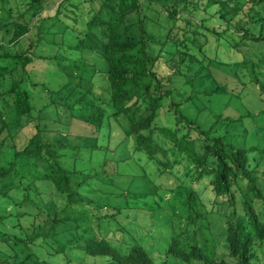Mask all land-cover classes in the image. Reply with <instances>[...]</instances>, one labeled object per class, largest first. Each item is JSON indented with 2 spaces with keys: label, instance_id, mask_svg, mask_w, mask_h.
Listing matches in <instances>:
<instances>
[{
  "label": "rangeland",
  "instance_id": "obj_1",
  "mask_svg": "<svg viewBox=\"0 0 264 264\" xmlns=\"http://www.w3.org/2000/svg\"><path fill=\"white\" fill-rule=\"evenodd\" d=\"M60 1L49 0L38 8L26 7L29 0H0V18L28 22L30 26L29 32L13 43L8 41L9 36L3 38L0 30V45L3 47L0 54L4 49L14 52L19 48H30L32 61L25 68L26 77L39 83L36 87L30 86L33 108L27 119L29 124L19 131L16 140L20 144L21 139L33 132L35 124H39L47 139L66 143L68 146L62 150L60 160L62 166L76 170L72 181L81 182L78 193L90 198L106 218H94L89 226L81 221H67L61 229H66V235L72 238L69 247L50 255L51 249L46 242L43 250L37 251L40 259L48 264H81L85 253L77 247L87 230L91 233L89 237L107 235L116 246L135 241L148 251L154 262L204 264L199 260L186 263L167 253L171 241L177 239L198 246L214 244L216 248L210 257L234 264L226 247L225 223L234 216V209L239 212L237 203L230 204L225 197L216 196L211 190L209 177L198 178L188 155L160 134L154 139L163 146V151L149 156L146 150L137 147L135 137L129 133L127 117L116 112L111 105L109 82L102 75L105 63L97 52L106 40L107 20L123 12L125 3L121 0ZM69 1L75 6L69 5ZM95 11L98 18L88 32L86 21ZM55 15L59 20L50 21ZM45 17L49 21H44ZM147 22L157 30L164 21L154 14ZM177 22L183 26L185 21L179 19ZM207 22L209 27L218 30L226 26L216 16ZM123 25L129 27L133 40L139 38L136 11L126 14ZM123 25L120 33H123ZM228 31L237 33L232 27ZM202 32L205 34L204 30ZM81 39L93 51L76 47ZM206 39L202 51H195L198 57L192 60L190 67H186L184 61L186 65H182L180 73L163 69L162 75L170 78L169 85L173 89L164 105L171 99L188 120L203 130L212 125L213 131L227 133V139L236 145L264 148V95L257 85L251 83L249 70L241 64L248 58L259 62L260 53L251 46L238 43L237 39L232 48L217 40L213 33ZM8 62L2 61L0 66ZM230 62H236L237 67ZM261 63V78L264 80V60ZM17 72L14 71L13 75L17 76ZM74 74L82 78L79 83ZM10 80V74L0 76V92L7 88ZM216 86L225 88L214 92ZM99 106L103 114L97 125L92 121ZM242 114L245 116L238 122L225 120ZM6 116L10 130L26 121L23 116L19 121L15 120L10 108ZM156 123L174 127V114H166L162 107ZM8 156L7 153L4 160H8ZM259 156L258 152H253L250 159ZM33 164L36 169L45 170L43 158ZM258 170H264V162ZM258 184L264 191L260 174ZM190 190L199 197L198 201L192 200V208L187 205ZM14 196L16 198L18 194ZM49 202L55 203L57 208L63 199L54 195ZM6 206L10 208L11 205ZM259 210L264 222V209L260 207ZM261 247L257 250V264H264V244ZM0 248L1 251L9 249L6 244Z\"/></svg>",
  "mask_w": 264,
  "mask_h": 264
},
{
  "label": "trees",
  "instance_id": "obj_2",
  "mask_svg": "<svg viewBox=\"0 0 264 264\" xmlns=\"http://www.w3.org/2000/svg\"><path fill=\"white\" fill-rule=\"evenodd\" d=\"M46 1L49 0H29L26 7L39 8ZM121 1L125 3L123 12L107 20L106 40L97 52L105 63L102 75L109 82L113 109L127 117L129 133L135 137L137 147L146 150L149 156L163 151V146L154 139L160 134L188 155L198 178L203 175L209 177L211 190L216 196L225 197L230 204L237 203L239 212L234 209V216L225 223L228 255L234 264H257V250L264 244V222L259 210L260 207L264 209V191L258 184L259 174L264 182V170H258L264 162V148L236 145L227 139V133L213 131L212 125L203 130L188 120L171 99L164 105L173 89L169 85L170 78L162 75V71L180 73L182 65H186L184 61L187 62L186 67H190L192 60L198 57L195 51H202L207 35L213 33L229 48L235 46L237 39L238 43L251 46L260 53L259 62L248 58L241 64L249 70L251 83L257 85L264 95V80L261 78L264 0H146L145 4L143 0ZM68 3L75 6L74 2ZM133 10L137 12L139 30L136 40L129 35V27L123 25L126 14ZM154 14L164 21L157 30L147 22L148 17ZM197 16L198 19L195 18ZM214 16L226 26L220 30L209 27L207 21ZM97 18L95 11L87 19L88 32ZM179 19L185 21L183 26L178 24ZM43 20L49 21V18ZM56 20H59L56 15L50 18L52 22ZM8 21L0 18V22H5L0 23V30L2 37L9 36L11 43L30 30L28 22ZM122 25L123 33H120ZM230 27L237 33L229 32ZM40 28L38 25L37 29L42 34ZM188 34L190 36L187 37ZM76 47L93 51L84 39ZM0 48L3 47L0 45ZM29 49L19 48L14 52L4 49L0 54V63L10 60L0 66V76L11 75L7 88L0 92V246L6 244L9 248L7 251L0 248V264H48L40 259L37 252L43 250L46 242L51 255L64 251L72 241L66 235V229L62 231L61 225L67 221H81L89 226L94 218H106L90 198L78 193L81 182L72 181L76 170L62 166L60 160L62 150L68 146L66 143L47 139L39 124H35L33 132L21 139L20 144L17 143L16 137L29 124L27 119L33 108L30 86L39 84L26 77L25 68L32 61ZM230 64L237 67L236 62ZM14 71H18L17 76L13 75ZM234 73L236 77V70ZM74 79L79 83L82 78L74 74ZM235 81H238L237 77ZM224 88L216 86L214 92ZM162 107L166 114H174V127L156 123ZM8 108L15 120L19 121L22 116L26 120L21 126L15 125L14 130H10L7 122ZM102 114L99 106L92 122L99 125ZM244 116L226 117L225 120L238 122ZM253 152H258L259 158L251 160ZM7 153L9 158L4 160ZM40 158L46 161L45 170L34 167V161ZM15 193L18 194L16 198ZM54 195L63 199L60 207L56 208L55 203L49 202ZM198 198L196 192L190 190L188 207L192 208V200L195 202ZM8 204L10 208L6 206ZM262 212L264 215V210ZM90 234L86 230L77 247L85 253L81 264H168L167 260L154 262L148 251L135 241L116 246L107 235L89 237ZM215 248L214 244L198 246L190 241L173 239L167 253L186 263L199 260L204 264H231L224 259L210 257ZM14 250L17 251L12 252Z\"/></svg>",
  "mask_w": 264,
  "mask_h": 264
}]
</instances>
